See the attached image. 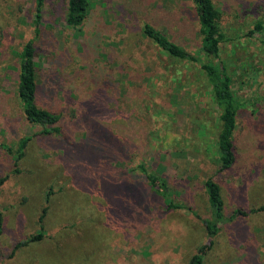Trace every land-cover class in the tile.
Wrapping results in <instances>:
<instances>
[{"label":"rangeland","instance_id":"374dc122","mask_svg":"<svg viewBox=\"0 0 264 264\" xmlns=\"http://www.w3.org/2000/svg\"><path fill=\"white\" fill-rule=\"evenodd\" d=\"M35 1L0 0V264H187L206 240L208 177L226 221L202 264H264V0H213L240 103L229 169L200 62L169 57L142 32L152 24L203 58L193 0H88L76 26L68 0H47L38 33ZM30 39L37 104L61 116L59 136L30 123L17 96Z\"/></svg>","mask_w":264,"mask_h":264},{"label":"trees","instance_id":"16d2710c","mask_svg":"<svg viewBox=\"0 0 264 264\" xmlns=\"http://www.w3.org/2000/svg\"><path fill=\"white\" fill-rule=\"evenodd\" d=\"M47 0L35 1L34 26L35 31L39 32L41 19L43 15V7ZM66 11V22L69 25H80L88 11V0H68ZM198 22V36L200 38L201 57H197L194 53L171 40L167 35L156 29L152 24L145 23L142 27L143 35L151 39L161 50L169 57L178 60L199 61L201 71L204 73L210 91L213 103L219 111L220 128L217 133V151L220 169H229L235 162V151L233 136L236 127V118L240 109V103L236 100L231 90V78L227 69V65L221 58V44L225 40V33L219 23L217 8L213 0H193ZM256 29H261L259 24L255 25ZM34 40L30 39L24 44L19 56V74L17 85V96L21 105L25 118L32 124L40 127L41 133L46 135H60L61 116L46 108H42L37 104V81H36V62ZM200 59V60H199ZM29 137H24L19 142V151L22 154ZM98 143V151L108 157L110 153L109 145L100 146ZM143 177L148 181L151 188L165 196L168 193V187L165 179L148 171L142 164L138 165ZM205 190L207 202L211 209V217L204 220L206 231V240L199 245L192 254L187 264H202L204 256L213 244L214 237L218 234L222 226L225 224L226 217L224 215V201L222 198L220 185L212 177L205 180ZM170 207L177 208L172 203ZM260 211L264 210L263 204ZM253 212H255L253 210ZM236 213H240L239 210ZM2 222L0 216V231ZM41 233L32 236L30 240L39 239Z\"/></svg>","mask_w":264,"mask_h":264}]
</instances>
